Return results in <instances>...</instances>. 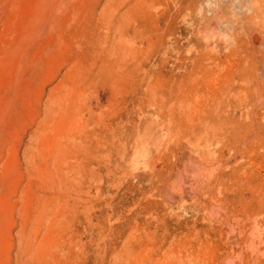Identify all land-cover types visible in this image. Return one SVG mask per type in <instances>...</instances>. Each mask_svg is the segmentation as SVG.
<instances>
[{"label": "rangeland", "instance_id": "obj_1", "mask_svg": "<svg viewBox=\"0 0 264 264\" xmlns=\"http://www.w3.org/2000/svg\"><path fill=\"white\" fill-rule=\"evenodd\" d=\"M0 264H264V0H0Z\"/></svg>", "mask_w": 264, "mask_h": 264}, {"label": "bare ground", "instance_id": "obj_2", "mask_svg": "<svg viewBox=\"0 0 264 264\" xmlns=\"http://www.w3.org/2000/svg\"><path fill=\"white\" fill-rule=\"evenodd\" d=\"M213 28H215V26L214 25H212L211 26V28H210V30L212 29L213 30ZM208 31V30H207ZM255 39H257V35H255V37H254ZM203 163H201V161H197L196 162V165L198 166V167H201V165H202ZM190 170V168L188 167L187 168V170H185V171H183V173L181 174V177H182V180H187L188 179V171ZM251 238H253V235L251 236ZM255 238V237H254ZM254 240V239H253ZM250 241H251V239H250ZM250 241H249V243H250ZM253 243V242H252ZM252 243H250L251 245H252ZM254 244V243H253ZM47 255V254H46Z\"/></svg>", "mask_w": 264, "mask_h": 264}]
</instances>
